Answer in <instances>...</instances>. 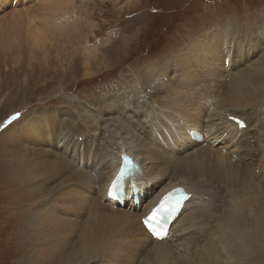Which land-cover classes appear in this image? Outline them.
Instances as JSON below:
<instances>
[{
  "label": "bare ground",
  "instance_id": "obj_1",
  "mask_svg": "<svg viewBox=\"0 0 264 264\" xmlns=\"http://www.w3.org/2000/svg\"><path fill=\"white\" fill-rule=\"evenodd\" d=\"M57 2L52 0L49 10H54L58 5ZM47 10V7L42 6L38 13L35 11L37 14H32L31 19L35 20L36 16L42 18ZM23 13H28V10H23L19 14ZM11 23L8 24V29H6L7 26L0 28V44L4 42L7 47L16 40L21 41L17 33L19 38H14L13 32H19L18 28L23 24L16 26L17 29H15L9 26ZM236 24L229 25V20H222L216 28L207 30L204 36L201 34L196 36L199 38L192 49L187 46L180 48L172 53L171 57L168 56L146 67V72L153 76H162L168 71L178 75L177 82L172 88L167 89V94L171 98L170 103L177 106L176 110L182 114L183 118H186V124L193 120L198 121H194L193 125L203 128L202 139L209 143V146L200 148L194 154L183 156L177 168L171 172L170 180L164 183V188L146 199L151 204L157 195L179 184L191 192L192 197L186 208L188 210L181 219L187 224V232L185 229L181 230L177 237L178 241L173 244L167 239L152 240L140 224L141 214L138 216L137 223V209L143 203L142 201L139 204H133L126 199L127 206L132 205L136 215L131 214L127 209L114 207L117 209L113 210L101 202L104 195L103 188L114 177L123 153H127L136 161L139 159L147 171H151L157 165L163 154L156 144L157 140L153 137L157 130L152 134L150 128L143 125L144 122H150L152 116L147 118L144 112L142 115L131 114L125 104L113 106L114 112L107 111L109 126L105 129L106 131L109 129L110 141L101 135L106 145L103 142L105 146H101L103 151H99V155L98 152L93 154L96 156L95 160L101 159L98 162L91 159L94 162L92 183L97 182V189L93 185L91 187L86 169L80 166L86 159L92 158L89 155L84 156V152L95 148L94 138L91 140L88 138L89 135L84 136L87 121L84 123L73 121V125L67 128V125L62 122H54L46 115H42L45 113L43 111L33 116L30 122L22 123L13 130L16 136L9 140L11 141V148L8 151L10 161L29 177L27 180L31 190H28V193L33 192L32 196L43 197L36 205L37 215H31L30 230L35 237L34 241L37 240L38 245L44 244L46 258L51 260L52 264H69L72 260L84 261L92 258L96 259V264H113L111 261H115L114 264H137L133 255L124 254L117 244H114L116 243L114 240L121 242L124 237H129L137 243V251H140L141 257L138 264H246L242 248L243 244L247 245L244 240L245 233L248 234L252 230L256 235L264 233V181H261V178L257 181L252 172L253 166L260 164V161L251 159L250 162L241 163L239 166L236 159L241 153L235 154V151L238 153L241 150L247 151V154L245 153L242 157L244 159L245 156H251L252 150H255L254 145H259L257 148L260 151L264 150V134H261L264 132V95H262L264 81L260 78L264 72V44L261 46V51L252 56V61L246 64V67L250 65L249 69L241 66L227 71L225 56H228V64L233 67L238 63L244 64L242 58L245 50L250 54L253 47L264 39V27L259 30L262 39L258 40V37L253 36L247 27L239 28ZM216 32L219 34L220 50L222 48L223 51L222 60L217 45L213 43L217 40ZM28 37L32 42L31 47L41 42L39 37L40 39L37 38L34 44V34ZM228 38H234L233 46L234 43L240 44L238 46L240 62L238 58L232 60L233 52L223 46L222 42ZM165 62L170 64L164 67ZM225 79L228 80L227 87L219 98V102H216L210 110L207 105L203 108L204 104L193 111L187 104L192 96L209 89L217 90L216 97L219 96L221 92L219 86ZM110 97L119 103L117 101L119 99L114 95ZM163 109L164 113H161L159 107L155 106L149 114L157 111L156 118L162 120L165 116L169 117L168 108L163 107ZM237 117L242 119V125H245V128L239 127ZM204 118L205 123H203ZM95 122L97 124L96 119ZM53 124H61L67 128V131L64 133L63 128H57ZM141 128H143L142 131ZM248 128L252 130L251 135ZM75 129L79 131L78 134L82 132L83 136L76 134ZM102 133L105 132L102 131ZM223 134L226 140L229 138L228 142L222 144L220 149L212 147L210 144L214 140L217 142ZM56 137L66 138V141L72 142L68 149L65 148L63 154L55 153L49 147H45L54 145ZM223 148L227 150L224 151ZM105 160L109 165L101 167ZM59 172L63 173L62 181H58L61 174ZM209 176L214 179L217 177L230 188L228 195L221 196V202L217 207L205 205L204 200L196 197L203 193L204 198H218L213 194L212 188L206 184ZM55 181L56 184L53 185ZM74 181L86 182L89 190H93V194L86 191L88 197L84 196L73 186ZM236 183L241 185L235 187ZM209 190L211 193L205 194ZM146 191L144 194H148L149 190ZM98 192L102 193L100 199H98ZM80 209L82 211L90 209L89 214L87 213L89 218L81 219L76 214L74 218H71L67 212L75 213ZM195 225L197 229L193 230ZM131 226H135L138 233L131 232ZM177 230H179L177 225H174L171 229L173 232L171 239L174 238ZM241 231L244 238L240 235ZM95 236L98 237L94 239ZM104 238H110V240H104ZM144 246H148L146 252L143 250Z\"/></svg>",
  "mask_w": 264,
  "mask_h": 264
},
{
  "label": "rangeland",
  "instance_id": "obj_2",
  "mask_svg": "<svg viewBox=\"0 0 264 264\" xmlns=\"http://www.w3.org/2000/svg\"><path fill=\"white\" fill-rule=\"evenodd\" d=\"M57 1L58 5H55V9L49 10L52 0H0V22L1 25L3 24L0 28L7 26L8 29L10 22L12 23L9 26L15 29L16 26L23 24L18 28L19 32H13L14 38L20 37L21 41L14 40L15 42L10 43L8 47L4 42L0 44V264H52V261L46 258L44 244L38 245V241H34L35 237L29 223L32 219L31 215H37L36 205L43 197L32 196L33 192L28 193V190H31L27 180L29 177L10 161L8 151L11 148V141L9 140L16 136L13 130L17 126L30 122L33 116L43 111L45 113L42 115H46L54 122H62L67 128L73 125V121L79 123L87 121L84 136L89 135L88 138L91 140L94 138L95 148L85 151L84 156L93 157L94 153L99 152L106 145L102 141V136L110 141L109 129L108 131L105 129L109 126L106 113L114 112L113 106L126 103L133 108V110L127 109L131 114L142 115L154 104H159L158 100L166 103L169 99L167 89L172 88L177 82L178 75L168 71L165 75L153 76L146 72L148 65L171 57L172 53L180 48L187 46L192 49L199 38L196 36L200 34L204 36L207 30L216 28L222 20H229V25L237 23L239 28L244 27L243 25L252 28L264 25V0ZM42 6L48 8L47 12L42 18L36 16L35 20H32V14L38 13ZM23 10H28V13L19 14ZM16 12L18 14H15ZM259 30L252 32L258 40L261 38ZM31 33L34 37L37 35L34 44L37 38H41V42H37L38 44L33 47L28 37V35L32 37ZM216 35L217 40L213 43L217 45L222 60L223 51L222 48L220 50L219 34L216 32ZM229 39L234 41V38ZM263 44L264 39L253 47L250 54L245 50L242 58L245 63L233 68L246 67V64L252 61V56L261 51ZM239 45L234 43L231 52H233L232 60L238 58L240 62ZM225 62L228 65L225 69L228 71L230 69L228 56H225ZM167 64L170 62H165L163 66ZM249 67L250 65L246 68ZM110 95L118 98L119 103L111 99ZM164 119L166 118L161 120L151 117V121L144 122L143 125L150 128L152 134L157 130L153 137L163 152L159 162L167 156L166 153H174L175 157H171L179 162L183 156L188 155H183L188 149L180 148L175 151L169 148L174 146V141L179 135L171 134L166 126L162 125ZM167 120L176 119L170 117ZM53 126L63 128L64 133L67 131V128L61 124H53ZM140 130L142 131L143 128ZM248 130L251 135L252 130L249 128ZM102 131L105 133L103 134ZM78 133L79 131L76 134ZM78 135L83 136V133ZM56 138L54 145L45 147H49L55 153L63 154L65 148L68 149L72 142L66 141V138ZM253 148L255 151L260 150L254 146ZM91 159L88 158L86 161L91 162L88 165L93 170L86 171L90 177L91 187L93 185L97 189V182L92 183L94 162ZM243 160L241 162L245 164L249 159ZM106 165L109 164L105 160L101 167ZM80 166L84 168L83 162ZM211 178L209 176L206 182L209 183ZM62 180H64L63 173L59 175L58 181ZM257 181L260 179L257 178ZM74 182L73 186L84 196L88 195L86 191L93 194V190H89L86 182ZM237 185L241 184L236 183L235 187ZM50 190H52L51 186ZM89 210L67 212L71 218L76 214L79 218L86 219L89 218L87 215ZM134 211L135 208L129 210L132 213ZM196 228L197 225L194 229ZM131 232L138 233L135 226H131ZM241 233L242 231L240 232L242 236ZM245 236L242 237L247 242L244 248L246 262L264 264V233L256 235L252 230L248 234L245 233ZM96 237L98 236L94 239ZM114 242L117 247H121L120 240ZM125 249L121 250L124 254L136 253L133 246ZM136 261L138 263V260ZM96 263V259L92 258L84 261L72 260L69 264ZM111 263L114 264L115 261Z\"/></svg>",
  "mask_w": 264,
  "mask_h": 264
},
{
  "label": "snow or ice",
  "instance_id": "obj_3",
  "mask_svg": "<svg viewBox=\"0 0 264 264\" xmlns=\"http://www.w3.org/2000/svg\"><path fill=\"white\" fill-rule=\"evenodd\" d=\"M237 123H240L241 126L242 125V122L240 121H237ZM111 194V193H110ZM171 199V194L168 196V197H165L164 201L161 202V208L165 211V212H175L177 207L180 205L181 203V200H184V199H188V197L186 195H183L181 196L179 199L176 200L175 204H171L169 205L168 207H165L166 204H168V201ZM155 218V213L153 214V216H150L148 219L149 220H152Z\"/></svg>",
  "mask_w": 264,
  "mask_h": 264
},
{
  "label": "flooded vegetation",
  "instance_id": "obj_4",
  "mask_svg": "<svg viewBox=\"0 0 264 264\" xmlns=\"http://www.w3.org/2000/svg\"><path fill=\"white\" fill-rule=\"evenodd\" d=\"M211 36V35H210Z\"/></svg>",
  "mask_w": 264,
  "mask_h": 264
}]
</instances>
